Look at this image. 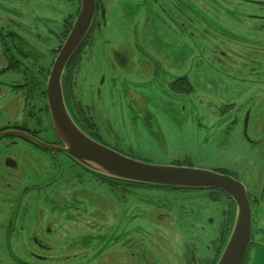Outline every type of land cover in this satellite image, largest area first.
<instances>
[{
  "label": "rangeland",
  "instance_id": "rangeland-1",
  "mask_svg": "<svg viewBox=\"0 0 264 264\" xmlns=\"http://www.w3.org/2000/svg\"><path fill=\"white\" fill-rule=\"evenodd\" d=\"M205 1L196 11L208 21L219 12L217 28L204 20H161L158 12H166L148 0H105L106 26L89 37L73 73L75 100L90 105L92 132L128 157L232 171L252 203L256 242L243 264H264V55L250 49L263 43L264 21L231 19L219 6L231 0ZM236 1L238 14L249 7L248 0ZM79 5L80 0H0V29L15 28L8 20H18L14 31L48 36L28 63L45 67L46 82L68 35L70 26L64 25L73 23ZM220 49L231 55L224 57ZM118 52L125 64L115 59ZM182 76L193 92L172 91L169 83ZM99 85V97L92 100L91 89ZM132 92L143 98L150 120L132 111ZM4 102L12 120H0V127L26 123L43 139H56L47 99L24 104L8 92L0 106ZM8 156L17 168L4 165ZM121 185L101 183L61 152L16 138L0 140V264H87L102 241L108 249L93 264H190L192 250L199 264H216L233 224V201L212 190Z\"/></svg>",
  "mask_w": 264,
  "mask_h": 264
},
{
  "label": "flooded vegetation",
  "instance_id": "flooded-vegetation-1",
  "mask_svg": "<svg viewBox=\"0 0 264 264\" xmlns=\"http://www.w3.org/2000/svg\"><path fill=\"white\" fill-rule=\"evenodd\" d=\"M148 1H149V4H151V3L155 4L156 5L155 7L158 11L164 10L166 12L165 15H162L163 13L160 14L158 11H156V12H158L157 16L161 20L167 19V21H171L174 23H178L179 21H183V22H187L189 24H191L192 22L194 24L196 22L202 23L201 21L204 20V22H205L204 24H206V21H207L209 25H213L216 28H217L219 22L222 23V21L220 20L221 19L220 13L217 10H216L218 12L217 16H219V17L216 16L217 18H212V21L206 20L204 15H202L196 11V10L203 8V6L206 2L205 0H198L197 2L195 0H148ZM249 1H250V3H247V4L245 3L249 7H247L246 10L242 11V13H240V14H238V9H237V6L240 4L236 0H231L230 2H228L229 4L221 3V4H219V6L220 7L225 6V8H223L222 11L224 13L225 12L230 13L229 16L233 20L236 19L235 18L236 16H238L237 18H242L244 20L249 19V20L254 21L255 25L257 24L255 22H259V21L263 22L264 21V0H261V1L248 0V2ZM138 2H145V0L144 1L138 0ZM219 3H220V1H219ZM245 4L242 3L241 5H245ZM80 6H81V0H80L79 10H80ZM107 6H108V4H107V2H105V0H96V10H95V15H94L92 26H91L86 38L84 39V41L82 42V44L80 45L78 50L75 52V54L72 56L69 63L67 64L66 69H65V73L63 75L62 83H63L64 96H65V99H67L68 105H69L68 109H69L73 119L79 125V127L83 131L86 130L90 134V137L93 138L94 140H96L97 142L116 150L114 147L107 144L105 142L106 140L102 139L98 132L96 134H94L92 132L93 130H95V127H94L95 124L92 122V120L94 121V119L92 116L87 114V109L90 107V105L87 104V105H85V107H83V104H82L80 99L75 100L76 98H75V93H74V89H73V79H72V78H74L73 73L76 72L77 70H79V68L81 67L83 51L87 47L86 45H87V41H88L89 37L93 33H95L96 29L99 26H100V29H102V30H103V27L106 26ZM227 7H229V8H227ZM254 8H256L257 11H260L261 14H257V12H253ZM217 9L219 10L220 8L218 7ZM79 10H78V12H79ZM190 13H192V17H191ZM1 18H3V17H1ZM76 18H77V16H76ZM76 18H75V20H76ZM75 20L73 21V23L75 22ZM8 23H9V25L14 26L15 28H13L11 26L6 27V25H5V27H6L5 29H0V47H1L0 98L1 97H7V94L9 92L10 94H13L14 96H20L22 98V102L24 104L25 103L28 104L30 102L31 98L36 99V100L47 99V92H46L47 82H46L45 67L41 65L35 69V67L29 66L28 63L32 57H35L36 55H38L36 53L37 50L34 48H38V44H41L42 42H44V40H46V38L48 36L39 32V31H34L32 33H29V34L28 33H23V34L18 33L16 31H14V29L18 30L21 26L20 23L18 22V20H16V21L8 20ZM73 23L71 25H69L70 23L68 24V22H67L64 25L65 28L67 26L68 27L70 26L68 31L66 28L65 34H66V32H67V34L70 33L71 28L73 26ZM262 28H264L263 23H262ZM67 36L68 35H66L65 38H67ZM34 40L37 42L36 43L32 42ZM65 40H64V42H65ZM29 42L31 43V45ZM62 45L59 43V49H57L58 53L61 50ZM225 47L228 48L229 52L232 55H233V53H236V50L229 48V46H225ZM250 47H251L250 49L255 50L257 52L260 51V53H262V55H264V41H263V43H257L255 46L251 45ZM214 50L216 52V49H214ZM142 52H144V51H142ZM34 53H36V54H34ZM58 53H57V55H58ZM219 53H222L224 55V57H226V58H228V56L231 55V54L223 51V49H220ZM115 59L118 60L120 63L125 64V62H124L125 57H124V55L120 54L119 52L115 53ZM125 67H126V65H125ZM51 69H52V67H51ZM51 69H49L50 72H51ZM50 72H49V75H50ZM178 78L179 77H176L175 81L173 83L172 82L169 83V85H170L172 91L175 92V94L183 95L185 93L184 92H178V89L175 87L176 84H178L176 82V80ZM45 82H46V84H45ZM100 87L101 86L99 85L96 88L91 89L92 91H91L90 97L92 98V100L93 99L95 100V96L97 97V94L99 97ZM127 98H128L130 105L132 106L133 112H137L140 115L144 116L146 118V120H150L151 114L149 113L146 105H144L142 103L143 98L139 97L134 92L128 94ZM92 106H94V105L92 104ZM7 107H8L7 102H4L3 106H0V120L2 123L5 121L10 123L12 120L11 114L8 113ZM47 107H48V103H47ZM45 109H46V107H45ZM48 112L50 114L49 108H48ZM135 115H137V114H135ZM4 116L6 118H4ZM30 118H31V116L28 115L27 119L29 120ZM3 119H6V120L4 121ZM7 122L4 123L0 127V134L8 133V132H11V133L6 134L4 137L0 138V140L6 139V138H10V139L16 138L18 141L33 144L35 147H37L39 149H43L44 151H50L51 153H55V154L58 153V152H53L51 150L44 149L43 147L37 145L35 142L24 138L25 137L24 135L27 134V135L31 136L32 138L41 140L45 143H49V144H53V145H61V142H60L57 134H55L56 139L54 141H49V140H45L42 137H40V135H39L40 133L35 132V130L30 129L26 123L11 125ZM84 122L87 123V126L88 125L90 126L91 129H89V131L86 129V127H85L86 124ZM66 157H67V155H66ZM9 160H13L14 162L9 161ZM71 160L74 162V165L76 167H80V168L86 170L85 168L80 166L78 163H76L73 159H71ZM7 162L10 163L11 166H9ZM4 165L10 169L17 168V162L14 159V157H12V156H8L4 159ZM215 170L216 171L225 170L229 173H222V174L231 175L234 178H236L234 173L230 170H226V169H215ZM99 179H100L101 183L109 184V185H111V184L115 185V183H118V184L122 183L123 185H135V186L140 185V184H134V183L110 182V180L104 179V178H99ZM123 185H121V187ZM118 186H120V185H118ZM140 186L145 187L144 185H140ZM166 188L167 189H173V188H169V187H166ZM174 190H176V189H174ZM177 190L181 191L182 189H177ZM184 190L189 191L186 189H184ZM248 197H249V200L251 202V198L249 195H248ZM256 197L257 196H253L252 200L256 201L257 200ZM251 205H252V203H251ZM14 218H16V216L10 217V219H9L10 222H9L7 229H6L7 233H11V230L14 228L13 227ZM229 218H231V217L230 216L228 217V219H227L228 221H229ZM226 224H227V222H226ZM225 225H224V227H225ZM34 242L37 243L38 246L42 245L37 240H35ZM104 242L105 241H102L98 245V247L96 248L98 250L96 252H94L92 257L89 258L87 264H93L94 261H96V259H98L99 256L103 255L106 252V250L108 249V245L106 246V242L105 243ZM255 242L256 241H254V239H253V243L251 244L250 248L253 246V244ZM122 244L126 245L125 243H122ZM250 248H249L248 254L250 252ZM248 254H247L246 259L248 258ZM114 263H117V262L115 261ZM102 264H107V263H102ZM190 264H199V262L195 260L194 250L190 251Z\"/></svg>",
  "mask_w": 264,
  "mask_h": 264
},
{
  "label": "water",
  "instance_id": "water-1",
  "mask_svg": "<svg viewBox=\"0 0 264 264\" xmlns=\"http://www.w3.org/2000/svg\"><path fill=\"white\" fill-rule=\"evenodd\" d=\"M95 10L96 0H81L77 18L54 60L48 78L46 90L48 108L61 145L45 143L27 134L24 136L44 149L67 155L93 174L114 181L154 187L223 192L235 204V214L226 244L216 264H242L253 243V216L246 187L239 180L215 170L181 165H153L133 159L97 142L73 119L65 101L63 75L67 64L92 26ZM246 128L247 118L245 130ZM9 133L11 132L0 134V138ZM8 165L11 166L10 163Z\"/></svg>",
  "mask_w": 264,
  "mask_h": 264
},
{
  "label": "trees",
  "instance_id": "trees-1",
  "mask_svg": "<svg viewBox=\"0 0 264 264\" xmlns=\"http://www.w3.org/2000/svg\"><path fill=\"white\" fill-rule=\"evenodd\" d=\"M69 28H70V27H69ZM69 28H68V29H69ZM176 82H177L178 84H176L175 87L178 89L179 92H184V93H190V92H193V86L191 85V83L189 82V80H188L186 77H184V76L179 77V78L176 80ZM178 165H182V164L180 163V164H178ZM218 171H220L221 173H229V172H227V171H225V170H218ZM95 175H96V174H95ZM96 176L99 177V178L108 179V178L101 177V176H98V175H96ZM108 180H110V182H118V181H114V180H111V179H108ZM212 191H215V192H219V193L224 194L223 192L218 191V190H212ZM228 224H229V226H230V224H231V218H229V222H228Z\"/></svg>",
  "mask_w": 264,
  "mask_h": 264
},
{
  "label": "bare ground",
  "instance_id": "bare-ground-1",
  "mask_svg": "<svg viewBox=\"0 0 264 264\" xmlns=\"http://www.w3.org/2000/svg\"><path fill=\"white\" fill-rule=\"evenodd\" d=\"M219 172V171H218Z\"/></svg>",
  "mask_w": 264,
  "mask_h": 264
}]
</instances>
